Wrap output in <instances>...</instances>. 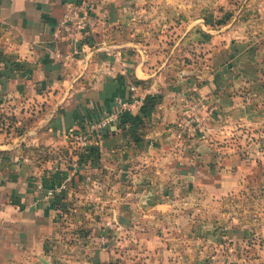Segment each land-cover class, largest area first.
<instances>
[{
    "label": "crops",
    "instance_id": "crops-1",
    "mask_svg": "<svg viewBox=\"0 0 264 264\" xmlns=\"http://www.w3.org/2000/svg\"><path fill=\"white\" fill-rule=\"evenodd\" d=\"M80 1L0 0V264H52L56 242L72 226L63 222L70 207L64 200L90 187L93 175L111 172L112 163L117 167L143 148L169 142L164 134L156 136V128L177 118L181 83L206 100L212 114L264 121L251 106L264 100V0H222L225 10L237 5L242 26L235 32L232 19L223 33L210 29L218 0H109L91 17L88 46L71 57L74 45L55 42L53 34L68 6ZM158 11L165 19L162 27L176 31V43L204 52L193 62L204 64L191 78L165 76L164 66L157 64L158 41L148 33L156 27ZM56 51L63 60L55 59ZM235 68L248 88L244 100L252 98L244 105L219 76L234 75ZM130 86L146 95L144 106L118 120L84 152L76 151L70 135L112 113L116 98H129ZM148 125H156L150 133ZM155 156L157 161L164 155ZM171 160L182 178L215 183L198 179L209 155L180 151V161L174 155ZM62 183L66 190L48 200L36 188ZM86 222L97 231V223Z\"/></svg>",
    "mask_w": 264,
    "mask_h": 264
},
{
    "label": "rangeland",
    "instance_id": "rangeland-1",
    "mask_svg": "<svg viewBox=\"0 0 264 264\" xmlns=\"http://www.w3.org/2000/svg\"><path fill=\"white\" fill-rule=\"evenodd\" d=\"M223 3L218 0L210 29L223 33L224 24L233 19L239 32L237 5L225 10ZM154 20L156 27L147 33L158 41L155 50L162 72L191 78L204 64L193 62L203 59L204 52L176 43V31L162 27L165 19L159 11ZM219 76L230 92L240 96L241 105L252 101L242 96L248 95V88L238 68L234 75ZM180 87L184 92L177 118L156 128V136L164 134L169 142L143 148L135 158L117 162V167L112 163L111 172L93 175L90 187L75 190L64 200L70 207L63 222L72 226H62L70 230L56 242L52 264H264V121L212 114L206 100L189 94L186 83ZM256 102L251 106L261 118L264 100ZM30 120L26 117V122ZM153 126L146 127L149 133ZM180 151L209 155L198 179L215 183L194 184L182 178L171 160L174 155L180 161ZM155 154L163 159L156 161ZM86 218L97 223V231L87 227Z\"/></svg>",
    "mask_w": 264,
    "mask_h": 264
},
{
    "label": "built area",
    "instance_id": "built-area-1",
    "mask_svg": "<svg viewBox=\"0 0 264 264\" xmlns=\"http://www.w3.org/2000/svg\"><path fill=\"white\" fill-rule=\"evenodd\" d=\"M108 1L81 0L80 2L70 4L62 18L57 22L53 34L54 40L55 42L69 40L74 45L71 57H79L82 49L88 46L87 29L91 17ZM54 57L57 60L64 59L58 51H56ZM68 58L67 56L65 57V59ZM129 92L130 96L127 99L116 98L112 113L101 120L86 123L83 128L70 135L76 151L84 152L93 146L99 140V137L118 120L131 113L136 107L144 106L146 95L141 90L139 91L136 86H130ZM36 188L39 192H42L44 200H48L64 192L66 184L62 183L49 190H44L40 184Z\"/></svg>",
    "mask_w": 264,
    "mask_h": 264
},
{
    "label": "water",
    "instance_id": "water-1",
    "mask_svg": "<svg viewBox=\"0 0 264 264\" xmlns=\"http://www.w3.org/2000/svg\"><path fill=\"white\" fill-rule=\"evenodd\" d=\"M41 263L42 264H48L46 261H44V260H41Z\"/></svg>",
    "mask_w": 264,
    "mask_h": 264
}]
</instances>
